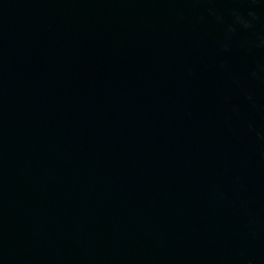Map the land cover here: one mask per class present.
I'll list each match as a JSON object with an SVG mask.
<instances>
[{"label":"water","instance_id":"water-1","mask_svg":"<svg viewBox=\"0 0 264 264\" xmlns=\"http://www.w3.org/2000/svg\"><path fill=\"white\" fill-rule=\"evenodd\" d=\"M0 264H264V0H0Z\"/></svg>","mask_w":264,"mask_h":264}]
</instances>
